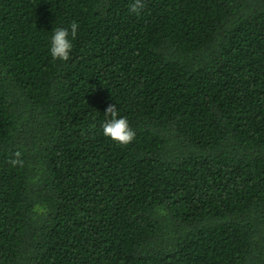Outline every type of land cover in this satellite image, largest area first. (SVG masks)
Segmentation results:
<instances>
[{"label": "trees", "instance_id": "trees-1", "mask_svg": "<svg viewBox=\"0 0 264 264\" xmlns=\"http://www.w3.org/2000/svg\"><path fill=\"white\" fill-rule=\"evenodd\" d=\"M136 2L0 0V264H264V0Z\"/></svg>", "mask_w": 264, "mask_h": 264}, {"label": "clouds", "instance_id": "clouds-1", "mask_svg": "<svg viewBox=\"0 0 264 264\" xmlns=\"http://www.w3.org/2000/svg\"><path fill=\"white\" fill-rule=\"evenodd\" d=\"M141 7L140 0H137L132 11L136 12ZM184 20L185 15L180 18L181 22ZM77 29V23L73 22L69 27H58L52 31L49 38V54L53 60L66 62L70 59ZM104 113L106 118L102 123V134L106 138L120 145H127L135 139V131L126 117L119 116L115 104H109Z\"/></svg>", "mask_w": 264, "mask_h": 264}]
</instances>
